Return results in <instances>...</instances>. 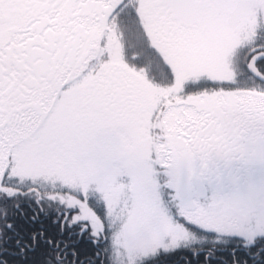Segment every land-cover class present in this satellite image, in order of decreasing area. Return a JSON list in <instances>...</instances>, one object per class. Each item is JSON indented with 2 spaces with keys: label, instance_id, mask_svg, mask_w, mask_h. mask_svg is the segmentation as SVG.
Instances as JSON below:
<instances>
[{
  "label": "snow or ice",
  "instance_id": "1",
  "mask_svg": "<svg viewBox=\"0 0 264 264\" xmlns=\"http://www.w3.org/2000/svg\"><path fill=\"white\" fill-rule=\"evenodd\" d=\"M0 264H264V0H0Z\"/></svg>",
  "mask_w": 264,
  "mask_h": 264
}]
</instances>
